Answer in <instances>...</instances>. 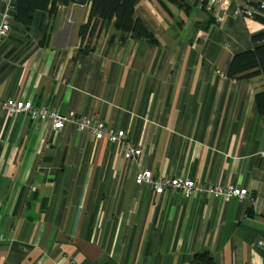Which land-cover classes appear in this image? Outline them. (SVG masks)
Segmentation results:
<instances>
[{
  "label": "crops",
  "instance_id": "crops-1",
  "mask_svg": "<svg viewBox=\"0 0 264 264\" xmlns=\"http://www.w3.org/2000/svg\"><path fill=\"white\" fill-rule=\"evenodd\" d=\"M248 1L218 22L202 0H141L135 16L153 41L92 16L91 0H51L30 26L11 18L0 99L104 120L142 155L127 160L73 123L55 130L0 111V264H198L203 252L218 264H264V115L255 104L264 77L228 74L264 32L258 18L234 16ZM145 169L250 196L158 195L136 182Z\"/></svg>",
  "mask_w": 264,
  "mask_h": 264
},
{
  "label": "built area",
  "instance_id": "built-area-1",
  "mask_svg": "<svg viewBox=\"0 0 264 264\" xmlns=\"http://www.w3.org/2000/svg\"><path fill=\"white\" fill-rule=\"evenodd\" d=\"M236 0H202L205 10L212 14L216 21L222 22L225 19L227 10ZM14 10V0H8L6 8L0 12V40L9 35L11 30L10 20L12 11ZM235 17L258 18L264 17V2L251 1L241 4L237 3L234 9ZM229 48V43L224 45ZM0 111H5L9 115L16 113L27 114L33 121L43 122L50 125L53 129H62L67 123L76 125L78 132L88 131L97 140L106 139L110 143L119 145L123 150V155L127 160L137 161L142 155V149L136 147L128 140L127 132L123 129L116 130L108 125L104 120L93 119L85 115H81L76 111H70L63 114L57 109L48 107H38L31 100L25 99H0ZM264 157V151L260 152ZM138 184H148L158 195H166L170 191H182L188 195L194 192H201L215 198H221L229 201L232 198L244 200L250 196L247 188L220 184H198L195 180L183 176L166 177L155 176L150 169L141 170L136 175ZM259 245L264 247V239L259 241Z\"/></svg>",
  "mask_w": 264,
  "mask_h": 264
},
{
  "label": "trees",
  "instance_id": "trees-1",
  "mask_svg": "<svg viewBox=\"0 0 264 264\" xmlns=\"http://www.w3.org/2000/svg\"><path fill=\"white\" fill-rule=\"evenodd\" d=\"M87 2L88 0H79ZM141 0H91V15L98 16L105 22H113L114 28L122 34H129L133 38L154 40L153 33L135 16L136 5ZM181 4V0H169ZM51 0H14L12 17L30 26L36 11L47 10ZM205 11V6L202 5ZM264 23V17H258ZM87 25L82 27L84 35ZM253 46L236 53L229 66L228 74L234 78H249L262 74L264 77V32L252 36ZM258 112L264 115V90L255 95ZM194 260L198 264H218L208 252L197 253Z\"/></svg>",
  "mask_w": 264,
  "mask_h": 264
}]
</instances>
